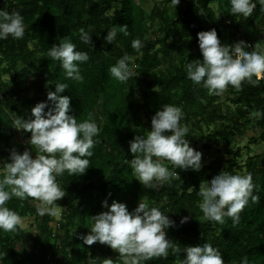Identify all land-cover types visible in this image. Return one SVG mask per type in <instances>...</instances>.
<instances>
[{"label": "trees", "instance_id": "16d2710c", "mask_svg": "<svg viewBox=\"0 0 264 264\" xmlns=\"http://www.w3.org/2000/svg\"><path fill=\"white\" fill-rule=\"evenodd\" d=\"M254 2L257 7L252 16L236 18L230 11V0H180L175 8L171 0H160L150 12L135 0H0V9L19 10L26 25L22 39L10 36L0 40V145H5L0 149V161L10 162L6 146L16 136L15 120L23 113L30 116L36 103L47 101V92L54 91L57 82L69 85L61 95L71 97L70 114L81 122L91 114L100 127L86 172L70 175L66 171L57 177L66 195L57 201L62 217L55 229L51 227L53 215H39L34 198L13 196L8 201V207L23 219L35 218L36 236L34 251L28 252L19 247L29 240L20 226L16 232L0 230V253H6L0 264H90L95 257L115 260L118 253L109 246L99 242L86 245L80 237L90 231L91 216L107 211L102 206L104 200L108 204L113 200L126 203L132 211L145 198L175 221L167 234L181 249L208 241L219 248L224 264H242L245 256L248 264H264V152L248 156L244 162L243 172L252 174L256 185L253 194L260 199L250 200L235 224L231 217H225L223 224L206 219L197 193L201 181H211L225 164V170L236 174L239 149L232 153L226 148L231 160L217 159L199 171L177 168L181 179L174 177L160 188H145L134 178L129 163V141L151 130V117L164 104L182 107V124L189 127L187 137L200 152L211 149L209 145L198 147L207 139H218L228 147L233 138L242 136L250 118H256L264 129V115L258 114L264 113V79L254 76L255 82H244L242 90L228 87L234 106L230 117L229 112L222 113V94L194 84L186 73L187 61L202 59L197 37L200 31L214 28L222 43L243 41L252 47L246 51L256 50L259 27L264 25V2ZM213 5L218 6V14ZM231 20H237V25L232 26ZM114 24L127 25L131 34L118 32L116 41L109 44L104 37ZM153 25L157 27L155 38L149 37ZM81 28L91 32L92 45L80 40ZM64 37L90 56L80 65L83 82L68 79L59 62L47 56L48 49ZM137 38L143 42L139 50L132 47ZM124 54L134 59L137 74L127 83L109 73L110 66ZM12 72L16 76L10 86L2 77ZM211 126H215L212 133L203 136V129ZM186 216L188 221L181 224ZM183 258V252L174 254L170 249L166 258L153 257L146 264H180Z\"/></svg>", "mask_w": 264, "mask_h": 264}, {"label": "clouds", "instance_id": "9594fccd", "mask_svg": "<svg viewBox=\"0 0 264 264\" xmlns=\"http://www.w3.org/2000/svg\"><path fill=\"white\" fill-rule=\"evenodd\" d=\"M171 2L175 8L180 0ZM230 4V11L236 18L252 16L257 7L254 0H230ZM25 30L24 17L19 10L10 12L6 8L0 9V40L10 36L22 39ZM118 32L125 36L131 34L127 25L114 24L107 31L105 41L113 44ZM90 34V31L81 28L80 40L92 45ZM197 37L202 59L186 63L187 77L194 84L221 95L230 85L242 90L244 82L254 83V76H264V51H246L249 45L243 41L231 45L222 43L214 28L198 32ZM132 47L139 50L143 42L133 39ZM47 56L59 62L68 79L83 82L80 65L87 62L90 56L87 51L78 50L70 38L64 37L58 44H53ZM109 73L122 83L137 76L135 65L127 54L110 66ZM68 88L67 83L57 82L54 91L47 92V101L36 103L30 116H18L14 122L16 130L31 133L28 143L35 146L38 152L33 158L27 148L22 153L13 149L9 154L10 162L0 161V230L4 232H16L23 224L20 214L8 207V201L13 196L21 199L32 197L38 202L39 215H55L57 201L66 195L57 177L66 171L70 175H83L90 167L89 158L98 142L96 137L100 127L91 114L82 122L77 120L76 115L70 114L71 97L61 95ZM183 118L182 107L164 104L152 115L151 130L146 135L137 134L129 141L132 153L129 163L134 178L145 188H160L174 177L181 179L179 172L175 171L177 168L199 171L202 167L203 154L191 146L187 137L189 127L182 124ZM166 161L172 165L171 168ZM255 188L251 173L233 174L223 169L211 181H201L197 193L202 198L199 207L210 221L223 224L225 217H231L233 224L238 223L240 212L250 200L256 202L260 199L259 195L253 194ZM102 206L107 211L91 216L93 223L90 231L80 238L86 245L96 242L107 245L118 256L115 260L95 257L90 264H146L153 257L166 258L170 249L174 254L183 252L180 264H224L219 248L208 241L183 249L176 245L167 234L175 221L168 213L151 206L147 198L140 199L132 211L126 203L116 200L111 204L104 200ZM188 219L183 217L181 224ZM5 255V252L0 253V260ZM242 264H248L246 256Z\"/></svg>", "mask_w": 264, "mask_h": 264}, {"label": "rangeland", "instance_id": "374dc122", "mask_svg": "<svg viewBox=\"0 0 264 264\" xmlns=\"http://www.w3.org/2000/svg\"><path fill=\"white\" fill-rule=\"evenodd\" d=\"M137 4L142 6L146 12H150L151 8L155 5V3L159 2L160 0H135ZM212 9L218 14L219 8L217 5H213ZM115 10L111 12V14H114ZM232 26L237 25V20H231ZM157 36V27L156 25H153L149 37L155 38ZM257 50H263L264 49V37H261L259 42L255 45ZM134 59L131 60L133 62ZM18 68H21V65L18 66ZM164 68V66H163ZM16 74L12 72L11 74L7 76H3L2 80L11 86L12 80ZM259 80L262 79V76H258ZM33 93H30L29 96H32ZM231 94L226 90L219 98V102L222 105V113L228 114L230 113V117H233V110L234 106L230 103ZM23 116H27V113H23ZM244 121V120H243ZM216 126V125H215ZM215 126L209 127V129L204 128L203 129V136L209 135L212 133V129ZM242 136H237L233 138L228 147L221 142L220 140H213V139H207L200 143L198 145L199 148H202L203 146L209 145L211 149L209 151L202 150L203 152V158H202V166L207 165L209 163H212L213 161L219 159V160H231L232 155L227 154L226 148H229L232 150V153H234L237 149L241 151L240 157L236 160V167H234V171L239 174H244L243 172V165L248 156H255L258 154H261L264 152V129L258 126L256 118H250L249 121L244 125ZM8 133H10L8 131ZM31 133L25 132L23 130H17L16 136L13 137L6 146V154L8 155L7 159L9 160V154L10 151L15 149L18 152H23L26 148L31 151V154L33 158H35V152L36 147L31 146L28 143V140L30 138ZM196 138L200 137V135L197 133L195 135ZM5 145H0V149L3 150ZM32 147V148H31ZM227 167V164L223 166V169ZM164 204V203H162ZM35 206L38 205V202L34 203ZM56 214L53 215V222L51 224V227L54 229L56 228L57 223L61 220L62 217V209L58 208V206H55ZM36 224L37 221L34 217H26L23 219V224L20 226V228L25 232V234L29 237V240L24 243H19V247L25 249L28 252L34 251L33 247V240L36 236Z\"/></svg>", "mask_w": 264, "mask_h": 264}, {"label": "crops", "instance_id": "0c3cea01", "mask_svg": "<svg viewBox=\"0 0 264 264\" xmlns=\"http://www.w3.org/2000/svg\"><path fill=\"white\" fill-rule=\"evenodd\" d=\"M255 28H256V26H254ZM259 30H260V38L261 37H264V25L260 28L259 27ZM258 43V42H257ZM257 50V49H256ZM261 51H264V49L263 50H261ZM262 79H264V76H262Z\"/></svg>", "mask_w": 264, "mask_h": 264}, {"label": "built area", "instance_id": "2783aa9c", "mask_svg": "<svg viewBox=\"0 0 264 264\" xmlns=\"http://www.w3.org/2000/svg\"><path fill=\"white\" fill-rule=\"evenodd\" d=\"M249 46L247 47L248 49H251V44H248ZM257 79L259 80V77L257 76ZM0 100H1V96H0Z\"/></svg>", "mask_w": 264, "mask_h": 264}]
</instances>
